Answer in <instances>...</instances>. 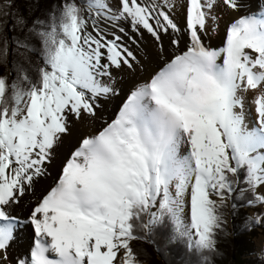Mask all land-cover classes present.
<instances>
[{
  "label": "snow or ice",
  "instance_id": "snow-or-ice-1",
  "mask_svg": "<svg viewBox=\"0 0 264 264\" xmlns=\"http://www.w3.org/2000/svg\"><path fill=\"white\" fill-rule=\"evenodd\" d=\"M244 7L55 0L29 17L0 0V264L22 223L16 207L74 123L102 120L122 91L116 73L141 67L145 34L156 67L79 138L30 210V260L15 264H146L138 242L183 245L189 264H213L237 194L257 208L245 231L264 227V11L224 23Z\"/></svg>",
  "mask_w": 264,
  "mask_h": 264
},
{
  "label": "bare ground",
  "instance_id": "bare-ground-1",
  "mask_svg": "<svg viewBox=\"0 0 264 264\" xmlns=\"http://www.w3.org/2000/svg\"><path fill=\"white\" fill-rule=\"evenodd\" d=\"M181 0H177L179 4ZM245 7L238 12H232L230 15L224 16V23L226 24L232 17H238L240 15L257 11L260 13L264 11V0H244ZM182 23V21H181ZM223 34V24L221 26V36ZM146 37V41L144 39ZM127 42V41H126ZM212 46H218L220 44V36L211 40ZM165 45L168 47V51L172 52L173 49L167 45V38H165ZM133 51H136L137 45H130ZM183 46V45H182ZM139 48L144 50L139 54L141 57V67L137 68L134 72H129L127 69L121 70L116 73L117 80L120 81V87L122 89L119 96L114 97L108 104V108L101 111L102 120H110L108 116L118 111L119 106L123 102V97L126 98V94L131 89L134 83L146 78L147 74L152 72L156 67L158 61L156 59V48L152 37L145 34L139 41ZM125 95V96H124ZM254 115V113H253ZM251 120L252 117L250 116ZM102 120L96 121L95 125L88 122V118H85V122H76L73 125L71 135L64 138L63 144L56 149L55 159L50 165H48V175L41 180L35 187V192H28L25 194L21 203L15 209V215L22 221L18 227L15 240L8 248L6 257L9 260V264H15V261L23 259L30 260L31 250L34 246L35 235L34 229L28 221L31 208L35 205L38 198L53 184L58 175L60 174L61 166L65 159L68 157L77 145L79 138L82 135L88 134L94 130V127L99 126Z\"/></svg>",
  "mask_w": 264,
  "mask_h": 264
},
{
  "label": "trees",
  "instance_id": "trees-1",
  "mask_svg": "<svg viewBox=\"0 0 264 264\" xmlns=\"http://www.w3.org/2000/svg\"><path fill=\"white\" fill-rule=\"evenodd\" d=\"M54 3L55 0H39V3L36 0H15V8L31 17L33 14L43 15ZM4 70L0 66V71ZM233 203L236 204L235 209L232 208ZM222 211L226 213L229 222L224 224L223 230L217 235L218 252L213 257V264H227L231 258L233 264H264V252L260 251L259 256L254 254L251 241L258 232V227L261 226L245 231L247 218L252 216L257 208L249 207L246 197L237 194L236 199H230ZM260 232L264 236V227L260 228ZM135 247L142 253L141 258L146 259V264H189L194 259L185 252L183 245L162 247L160 251H156L151 244L145 242H138ZM262 249H264V244Z\"/></svg>",
  "mask_w": 264,
  "mask_h": 264
},
{
  "label": "rangeland",
  "instance_id": "rangeland-1",
  "mask_svg": "<svg viewBox=\"0 0 264 264\" xmlns=\"http://www.w3.org/2000/svg\"><path fill=\"white\" fill-rule=\"evenodd\" d=\"M255 13H259L258 12V10L257 11H254ZM144 39H145V41H146V37H144ZM134 46H136V45H134ZM144 52V50L142 49V48H139V52H138V55L140 54V53H143ZM127 95V94H126ZM125 96V95H124ZM123 99H124V97H123ZM111 101V100H110ZM110 101H108L105 105H104V108L101 110V111H103V110H105L106 108H108V104H109V102ZM115 114H116V111L113 113V114H111L110 116H108V119H112V118H114L115 117ZM248 212L249 213H251V211L248 209ZM223 216H224V219H225V221H226V224L229 222V218H226V213L223 211ZM260 228L261 227H258V232L254 235V237H252V239H251V241H252V244H253V246H254V254H257L258 256L260 255V251H261V248H263V244H264V236H263V234H262V232H260ZM230 262L233 264V259H232V261H228V263L227 264H230Z\"/></svg>",
  "mask_w": 264,
  "mask_h": 264
},
{
  "label": "water",
  "instance_id": "water-1",
  "mask_svg": "<svg viewBox=\"0 0 264 264\" xmlns=\"http://www.w3.org/2000/svg\"><path fill=\"white\" fill-rule=\"evenodd\" d=\"M230 261H232V258H231V260ZM230 264H232L231 262H230Z\"/></svg>",
  "mask_w": 264,
  "mask_h": 264
}]
</instances>
